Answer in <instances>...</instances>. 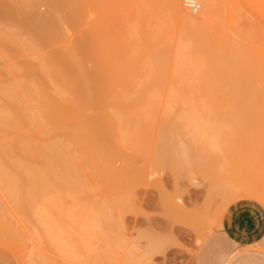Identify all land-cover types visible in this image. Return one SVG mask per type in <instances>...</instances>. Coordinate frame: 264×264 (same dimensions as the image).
I'll return each instance as SVG.
<instances>
[{
	"label": "bare ground",
	"instance_id": "obj_1",
	"mask_svg": "<svg viewBox=\"0 0 264 264\" xmlns=\"http://www.w3.org/2000/svg\"><path fill=\"white\" fill-rule=\"evenodd\" d=\"M201 1L205 8L204 17L215 22V26H218L219 28H217L221 29V32L219 30L218 32L216 27L217 32H214L215 30L213 31V28L209 26H199L186 36L184 35L179 43L173 45L169 37V27L156 25L153 32L148 35L145 34V36L142 35L141 29L153 22L151 9L152 11H154L153 8L161 9L166 7L167 3L171 4V9L182 19H188V14L183 10L181 0H0L2 16L0 18V44L13 46V50L15 49L14 51L17 53L13 52L15 55L38 56L42 48L46 49L49 44L62 38L64 28L72 29L71 31L74 30L80 35L84 31V26L86 29L89 28L88 34L80 36L76 40L77 42L66 50L57 51L58 53L55 52V54L47 55L44 58L39 55L42 59L38 57L40 60L37 59V62L27 63L25 61L27 63L25 65L27 76L23 81L0 85V103L3 104L0 105V107L3 106L0 108V132H4L5 137L10 139L6 144L0 143V190L7 194L5 196L8 197L11 205L15 206V211L17 210V213L28 221V227H33V233L46 244L48 241L52 242L60 254L72 260L73 264H95V261H101V257H98L100 252L99 256L102 254L103 260L110 256L107 245H105L106 250L108 249L106 255H109L104 257L103 249L96 250L95 248L92 253L91 246L85 243L87 240L84 241L85 236L88 235L90 239L94 232L93 236L98 235L97 232L101 235V225L97 224V220L100 223L101 219L100 210H97L98 206L92 203V198L88 195V192L89 194L94 192V188L84 184L83 177L80 175L81 171L82 174L84 170H87L85 173L89 171L88 177L91 174L93 176L100 174L106 182L112 183V181H108V178L112 176L107 170L111 161L104 155L103 146L105 144L112 143L119 151L120 143L133 144L134 146V143L139 141L142 144L141 138H145L143 141L146 142L150 134L152 136L157 135L155 139L157 142L154 140V144L156 143L155 150H163L166 147L164 150L167 151L168 147L162 145L163 148H161V144H166L168 138L170 142L174 138L175 130L179 129L178 127L181 128V125L186 121L183 118L180 121L175 120L173 117L175 114H166L170 117V121L171 118H174V123L171 121L169 124L168 120L165 121L168 117L166 115V118L162 119L167 124L166 127L163 126L166 124L160 121L164 129H168L169 125L174 124L172 127L175 129L170 126L175 131L173 134L167 133L170 129H161L163 134L167 133L166 136L164 134L166 139L160 133L162 138L158 139L160 141L157 140L160 136L159 126L161 125L157 126V130H159L157 134L148 131H146V135L127 133L132 127L145 125L147 129L146 125H153L154 117L151 116L150 111L154 109V105L156 106L161 101V95H169L170 97L176 94H199L200 96L201 94H217L222 87L229 92L240 91L243 88H251L252 86L249 85L253 79L264 80V39L258 42L257 49L256 47L253 48L256 50H252L250 46L245 45L246 41L243 40L245 35H237L241 30L237 32L238 28H233L234 30L231 28V24L234 26L235 23L240 22L235 21L238 17L233 10H230L228 6L219 9L216 0ZM41 3L48 8V11L42 12L43 14H40V11V13L36 12V7ZM92 16H94L93 21L87 24V19ZM230 20L232 22L229 24ZM245 22L249 23L247 20ZM240 26L239 28L243 27V24ZM125 39L127 41L123 43L122 40ZM240 39L245 42H241ZM95 48L100 49L95 50ZM90 60L95 64L92 71L86 68V62L89 63ZM10 66L12 65L10 64ZM168 69L181 74L180 76H183L182 79L184 80L176 88L163 91L158 89V85L165 82L164 78ZM142 70L145 71V77L141 76L143 75L141 74ZM111 72L122 74L125 77L124 85H116L111 78ZM139 74H141L140 77L145 78L141 84L147 86L145 89L132 90L131 86L139 85L136 83ZM36 75L41 78L38 79ZM153 75L157 77H150ZM252 90L256 96H264V85L260 88L252 87ZM189 95H184V98ZM181 98L172 99L173 101L171 98L167 99L169 103L177 104L182 102L183 97ZM188 101L191 102V106L193 103H195V107L198 106L197 100L188 99ZM188 101L185 99L184 103L182 102L183 105H187ZM164 103H167L170 110L174 105L172 104L170 107L166 100ZM182 103H180L181 106ZM206 105H204L205 107L201 106L204 111ZM174 110L177 113L176 109ZM93 111L94 113L97 112L98 115L95 119H90L91 115L89 116L88 112L93 113ZM186 113L188 115L189 111ZM198 114L196 117L199 118L200 115L198 116ZM194 119L196 121V118ZM194 121L191 120V122ZM186 124L188 125V123ZM192 124L190 123V126ZM187 125L183 126L188 127ZM183 130L182 133H185ZM135 131L137 132V130ZM142 131L144 133L143 129ZM169 134L173 137H167ZM180 134L177 136L180 137ZM187 134L185 135L187 136ZM152 138L150 136L148 141ZM182 139L184 140V138ZM177 145L180 146L179 143ZM133 146L130 148L139 149L138 145ZM195 146L197 145L195 144ZM162 150H160L164 152L162 154H165L166 151ZM183 150L185 149L183 148ZM168 154H170L169 151ZM171 157L168 158V161H171ZM186 159H183V162ZM100 161L104 163V166ZM163 163H165L164 160ZM110 178L112 179V177ZM93 180L96 181V179ZM124 183L122 184L124 185ZM88 187H91L92 191ZM85 195L88 201L84 200L83 196ZM65 199L72 201L73 205L71 209L64 212L62 204ZM172 202L174 203V201ZM175 205L179 208L176 202ZM175 205L172 204L169 212L176 213V209L178 213L187 212L184 210L185 207L182 210L181 205V208L176 207L174 211ZM65 208L68 207L65 206ZM180 209L182 212L178 211ZM173 216L174 214H172ZM60 219H65L72 224V233L66 231L67 227L64 229V226L59 225L58 222L60 221L58 220ZM203 221L201 223H204ZM106 222L107 224L104 226H109L107 218ZM55 223L59 226L55 227ZM186 223L188 224V221ZM194 227L195 225L192 229ZM200 228L199 231L201 232L196 238L197 242L200 241L201 236H204L202 233L206 234L207 231L211 230L205 231L202 225ZM207 228L209 227L207 226ZM203 230L204 232H202ZM209 232L211 233V231ZM172 240H175L174 237ZM171 241L170 243H173ZM145 255L147 256L146 253ZM92 257L95 260H92Z\"/></svg>",
	"mask_w": 264,
	"mask_h": 264
},
{
	"label": "rangeland",
	"instance_id": "obj_2",
	"mask_svg": "<svg viewBox=\"0 0 264 264\" xmlns=\"http://www.w3.org/2000/svg\"><path fill=\"white\" fill-rule=\"evenodd\" d=\"M197 1H199L198 4L201 5L199 9L200 11L197 13H192L187 7H185L184 0H181L183 10L188 14V19H182L179 15H177L173 9H171L172 7L171 4L169 5V3H167L166 7L161 9L155 8L156 11L154 8V11L151 9L154 20H152L153 22L151 24L145 26L144 29H141L143 32L142 35L145 36V34H151L156 25L158 27L166 26L170 28L169 37L171 42L173 45H176V43H179V40L182 39L184 35L186 36L199 26H209L213 28V31L215 30L214 32H217L218 30L220 31L221 29H218L219 27L215 26V22H211L204 17V5L201 0ZM216 1L219 9L221 7L228 6L230 10H233L234 13H236V17H241L239 19H235V21H240L239 23H235L233 20L235 25L232 26L231 24V28H238L237 32L238 30H241L242 33H236L237 35H245L243 40L246 42L243 40L241 41V39L240 41L245 42L246 44H244L250 46L252 50H256L258 42L264 39V0ZM36 8V12H41L40 14L48 11L47 6L43 3H41ZM1 17L2 16L0 13V18ZM93 17L94 16L88 18L86 23L88 24L89 22L93 21ZM246 20L249 23L245 22ZM231 22L232 20L229 21V24ZM242 24L244 28L241 27ZM239 26L241 28H239ZM215 27H218L217 31ZM71 30L64 28L62 38L54 43L49 44L46 49L42 48L40 50L41 52L39 51L38 54L44 58L47 55L55 54L57 51L61 52L64 49L66 50L67 48L73 46L80 36L89 33V28L86 29L85 26L83 27L84 31L81 33L82 35L77 34L74 32V30ZM125 41H127V39L122 40L123 43ZM255 47L256 49H253ZM13 48L14 47L11 45L5 46L0 44V85H8L10 83H19L20 81H23L27 76L25 65L28 62H37L38 60L42 59L39 55H33V57L28 55H15L17 53L14 51L15 49L13 50ZM98 49L100 48H95V50ZM13 52H15V54ZM86 63L87 65H85L86 68H88L87 70H94L95 64H93L91 60L89 63ZM10 64L12 66H10ZM144 72L145 71L142 70L141 74L143 75L139 74V78L136 80V83L139 85L130 87L132 90L145 89L147 85L141 84V82L145 80V78H143L146 75ZM118 73L119 72H111V78L116 85H124L125 77ZM140 75L143 77H140ZM180 75L181 74L178 72L168 69L164 78L165 82L161 85H158V89L166 91L171 88H176L181 83V81L184 80L182 79L184 77H181ZM36 77H38V79L41 78L39 75H36ZM150 77L157 76L153 75ZM262 85H264V80L253 79L249 86L260 88ZM252 87L243 88L240 91L230 92L226 91V89L222 87L221 91L217 94H201V96L199 94H176L174 96L171 95L170 97L169 95H161V101L158 102L156 106L154 105V109H152L153 112L150 111L151 116L154 117V122H156H153L152 126H149L151 124L146 125L147 129L145 128V125L141 127H132L130 129L131 132L128 130L127 133L131 135H134V133L135 135H146V131H148L152 134H157V131L164 129L163 126H167L163 120L170 114L177 115H171L175 118V120H186L185 122L182 121L184 122V124H182L186 126L187 124L185 125V123H188V127L181 125L180 128L176 126L181 129L179 132L177 131L179 129L175 130L177 133L173 130L175 129L172 127L174 124L169 125L168 129L166 128L167 130L170 129L173 131L171 132L169 130L167 133L173 134L175 132L174 138L171 140L173 141L175 139L173 142H169V138L166 139L165 136L167 133H164V136L162 133L163 130H161V132L159 131V134H163L164 138L167 140L166 144H170L168 146L158 142L161 144V148H163L162 145L168 147L167 151L164 150L166 147L163 149L166 151L165 154H162L164 152L160 151L162 149L159 150L158 148L159 151L155 150L156 143L154 144V140L156 139L157 135L152 136L149 134L151 138L153 137L152 140L149 139L148 141V138L150 137L148 135V137L144 136L147 137L146 142L145 140L143 141L145 138H141L143 142L142 144H140L139 141L134 143L135 145L139 146L138 150L130 148L133 146V144L130 145L120 143L118 146L119 151L116 150V146L112 143H108L103 146L104 155L111 161V165L109 164V169L107 168V170L110 175L112 174V176H110L112 179L108 176L110 178H108V181L110 180L112 183L106 182L103 179L104 177L101 178L102 175L100 176V174H98L99 176L97 174L94 176L91 174L90 176L92 177L89 178V171L85 173L87 170H84L82 174V171H79L80 175L83 177L84 184H87V186H92V189L94 188V192L92 194H89L88 191L87 192L92 198V203H95V205L98 206L97 210H100L99 214L101 219H99L101 221L100 223L97 220V224L101 225V235H99V232H97L98 235L96 234V236H93L95 233L94 232L92 234L93 238H91L92 236L90 235L91 237L89 239V236L87 235V237L85 236L86 238L84 237V241H88L85 243L91 246V252L95 248L96 250L103 249L102 252L105 253L103 254L105 257L106 251L108 249L110 251L109 258L104 260L102 254L99 256L101 252L99 255L97 254L98 257H101V261H99L102 262L101 264H131L132 262V264H197L199 250L206 241L211 239V237H217L220 217L230 204L241 199H249L254 200L264 206V96H256L252 90ZM184 95L189 96L184 98ZM181 97H183V103L185 99L186 101H188V99L197 100L196 104H198V106L195 107V103H193L194 105L192 104L191 106V102L189 101V103L187 102V105H183L182 102L177 104L172 103L174 104L172 105L167 99H182ZM165 100L168 102L169 106H173H170L171 110L168 109L167 103H164ZM180 103H182L184 109H181L183 107L180 105ZM205 104L207 105L206 110L204 111V108L202 109V107ZM0 105L3 104L0 103ZM164 106L165 109L167 108V110L164 109ZM2 107L3 106L0 108ZM189 107H191L190 109L194 107L193 109H195L197 112L193 109L190 110ZM173 108L176 109L178 114L174 112L175 110ZM172 110L173 112H171ZM184 110L186 112L189 111V114L187 115ZM194 112H196V115H194ZM88 113L87 114L89 116L91 115L90 119H95L98 115V113H94V111L93 113ZM167 113L168 115H166ZM197 113H199L198 116L200 115L201 119L200 117H196ZM177 117H179V119H177ZM174 118H171L172 122L175 121L173 120ZM194 118H196V121H194ZM169 119L170 117L168 116L165 121L168 120V123L170 124L171 121ZM191 120L194 121L195 124L194 122H191ZM160 121L162 123L164 122L163 124L166 125L160 124ZM190 123L194 124L191 125L193 126L192 128H190ZM159 125H163L162 128ZM157 126L160 128L159 130H157ZM134 128L137 130V132L134 130ZM141 128L144 130V133ZM182 130L185 133H182ZM180 133L183 135L182 137ZM177 134H180V137L177 136ZM185 134H187L188 137ZM5 136L6 135H4V132H0L1 144H6L10 141V139ZM160 136L157 138V140L162 138V136ZM167 137L171 138L173 135L169 134ZM176 138H178L181 142ZM182 138H184V140ZM189 141H192L194 145H191L193 143H189ZM178 143L180 146L177 145ZM195 144L197 146H195ZM127 145L130 146L128 147ZM183 148L186 151L183 150ZM189 150L192 152L189 153ZM168 151L170 154H168ZM168 156H172V162L168 161V158H170ZM172 158L175 162L172 160ZM159 159L160 161L157 163ZM183 159L186 160L183 162ZM163 160L165 163H163ZM180 162L183 163L181 164ZM100 163H102V161H100ZM103 164L104 163H102V165ZM93 179H96V181ZM122 183H124V185ZM88 188L90 191H92L91 187ZM5 195L7 196V194H4V192L0 190V264H73L72 260L60 254L52 242L48 241L46 244L40 237L33 233V227H28V221L25 220V218L19 213H17V210L15 211V206L11 205L10 201H8V197ZM83 198L84 200L88 201L86 195L83 196ZM180 199L183 201V203ZM172 201H174V203ZM71 202L72 201L69 199L64 200V203L62 204V209L64 212L65 210L72 208L73 204ZM175 202L177 205H179V208L182 207V210L184 209L183 207H185L184 210H186L188 213H178L176 209L178 206L175 205ZM172 204L175 205L174 211L176 209V213H173V211L169 212L171 210L170 208H172ZM65 206L68 208H65ZM178 211H181V209ZM172 214L176 216L174 219ZM188 214L191 217L187 216ZM106 218L109 226H104V224H107ZM196 219L200 222L198 221V223ZM64 220L60 219L58 220L60 222H55H58L62 227L64 226V229L67 227V232H73V230H71L73 229L72 224L69 221ZM109 220L112 221V224L111 221L109 222ZM187 221L189 225L186 223ZM201 221L204 223H201ZM210 221L213 222L211 223ZM189 222L194 224L191 225ZM56 223L54 224L55 227L58 225ZM193 225H195L196 228H194L196 230L194 228L192 229ZM201 225L204 227L205 231L211 229L209 230L211 233L209 231H207L208 233L206 232V234L202 233L204 236H201L200 241L198 240L197 242L196 238L200 235L199 232L201 231L199 230L202 229L200 228ZM110 226L112 227L110 228ZM207 226L209 228H207ZM98 227L100 228V226ZM202 232H204V230ZM108 233L110 235L112 234L114 237L112 235L110 236ZM67 237L68 236L66 234V239ZM173 237L175 239L174 241L172 240ZM79 240H82V238H79ZM170 241L173 243L176 242L177 244L170 243ZM105 245L108 246L107 250ZM260 252L264 254V246ZM94 253L96 254V252ZM108 255L109 254L106 256L108 257ZM89 259L88 262H90ZM92 260L95 259L93 258ZM97 261L94 263L98 264L99 262Z\"/></svg>",
	"mask_w": 264,
	"mask_h": 264
},
{
	"label": "crops",
	"instance_id": "obj_3",
	"mask_svg": "<svg viewBox=\"0 0 264 264\" xmlns=\"http://www.w3.org/2000/svg\"><path fill=\"white\" fill-rule=\"evenodd\" d=\"M264 206L241 199L220 217L217 237L199 250L197 264H264Z\"/></svg>",
	"mask_w": 264,
	"mask_h": 264
},
{
	"label": "built area",
	"instance_id": "obj_4",
	"mask_svg": "<svg viewBox=\"0 0 264 264\" xmlns=\"http://www.w3.org/2000/svg\"><path fill=\"white\" fill-rule=\"evenodd\" d=\"M184 5L187 7L192 13H197L200 9V5L197 0H184Z\"/></svg>",
	"mask_w": 264,
	"mask_h": 264
}]
</instances>
